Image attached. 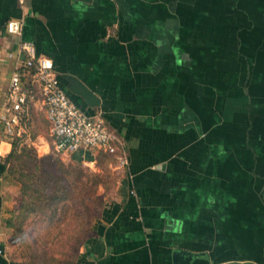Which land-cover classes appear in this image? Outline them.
<instances>
[{"label": "crops", "instance_id": "0c3cea01", "mask_svg": "<svg viewBox=\"0 0 264 264\" xmlns=\"http://www.w3.org/2000/svg\"><path fill=\"white\" fill-rule=\"evenodd\" d=\"M10 18H23L21 34ZM22 40L127 151L122 168L114 153L72 152L113 155L121 169L76 264H182L183 252L184 264H264V0H0V113L20 71L35 97L17 136L46 153L54 139ZM12 139L0 119V264H23L5 238Z\"/></svg>", "mask_w": 264, "mask_h": 264}, {"label": "trees", "instance_id": "16d2710c", "mask_svg": "<svg viewBox=\"0 0 264 264\" xmlns=\"http://www.w3.org/2000/svg\"><path fill=\"white\" fill-rule=\"evenodd\" d=\"M22 141L15 135L12 149L3 160L4 170L18 180L21 193V203L4 218V223L24 243L28 223L36 227V221H41L42 228L47 227L44 231L48 237L38 247L29 246L28 259L23 264H76L79 250L74 245H82L90 231L84 215L91 203L87 198L92 194L88 183L91 180L95 187L98 180L80 167L82 159L64 164L52 160L51 154L40 155L34 144ZM67 213L76 216V223L61 224L70 219Z\"/></svg>", "mask_w": 264, "mask_h": 264}, {"label": "built area", "instance_id": "2783aa9c", "mask_svg": "<svg viewBox=\"0 0 264 264\" xmlns=\"http://www.w3.org/2000/svg\"><path fill=\"white\" fill-rule=\"evenodd\" d=\"M23 26V18H10L6 22V29L12 33L21 34ZM20 45L27 54L25 67L33 71L39 82L41 103L56 149L66 154L82 149L103 150L117 154L120 165H126L128 156L124 143L109 127L102 113H88L70 97L60 85L52 59L37 55L34 42L22 40ZM34 97L35 93L23 87L22 73L15 71L11 76L7 102L0 113L7 134L12 137L17 135L21 118L27 111V103Z\"/></svg>", "mask_w": 264, "mask_h": 264}, {"label": "rangeland", "instance_id": "374dc122", "mask_svg": "<svg viewBox=\"0 0 264 264\" xmlns=\"http://www.w3.org/2000/svg\"><path fill=\"white\" fill-rule=\"evenodd\" d=\"M33 144V143H32ZM34 146L37 148V152L40 155L44 154H51L52 160H59L63 162L64 164H71L75 162L74 158L72 157V153L66 154L58 151L56 147L53 145L51 149L43 153L37 145L34 144ZM114 163H113V162ZM111 162L113 164H111ZM117 159L113 155H105L101 154L98 156V159L95 163H87V162H82L80 167L84 169L85 172L91 174L95 179L98 180L96 183L95 187L92 185L91 180L88 183V186L91 188V196H88L87 198L90 200L89 204V210L85 211L84 215L87 216V220L90 225L91 229V224L93 223L94 218L98 215L100 208L102 207L103 203L105 202L106 198L109 196V193L111 190L116 186L117 181L121 175V172L118 167H116ZM118 164L119 167H123L119 163L118 159ZM86 180V178L84 179ZM11 181L9 185L12 187L11 192H13L12 196L14 197V203L12 208H10L7 212L8 214L11 212V210L14 208H17L19 204L21 203V193H20V183L18 180L11 174ZM94 188V189H93ZM70 216L69 220H64L61 222V224L67 225L68 223H76V216L74 214H66ZM29 222L31 220L29 219ZM35 222V221H33ZM36 227L34 226L33 223H28L27 224V229L25 232L26 238L25 242H21V238L16 236L14 234V230L11 227L6 226V232H5V238L6 242L9 246L7 249L8 252L11 253V255L15 258H20L22 261L28 259L29 252L28 250L30 249L29 246L33 245L38 247L39 242L43 240L44 238L48 237V234L44 231L46 228H42V222L41 221H36ZM43 229V230H42ZM70 231V228H68V232ZM90 232V231H89ZM88 232V233H89ZM87 233V234H88ZM36 240V242H34ZM27 244V247L26 245ZM76 248V251H78L81 246L80 244H75L74 245Z\"/></svg>", "mask_w": 264, "mask_h": 264}, {"label": "water", "instance_id": "95a60500", "mask_svg": "<svg viewBox=\"0 0 264 264\" xmlns=\"http://www.w3.org/2000/svg\"><path fill=\"white\" fill-rule=\"evenodd\" d=\"M71 89L73 91H76L80 94H82L86 100L92 104H98L99 103V98L98 96L95 94V92L93 90H91L85 83H83L82 81H80L77 78H73V81L70 85ZM186 253H189L191 255V257L194 255L193 252L191 251H187ZM179 258L182 260V264H184L185 262L187 263L189 260H186L184 257V252L182 254H179ZM219 264H261L255 260H251V259H246V260H228V261H224L221 262Z\"/></svg>", "mask_w": 264, "mask_h": 264}]
</instances>
